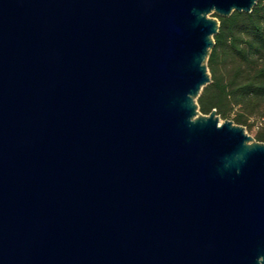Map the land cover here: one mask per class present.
<instances>
[{"label": "water", "instance_id": "95a60500", "mask_svg": "<svg viewBox=\"0 0 264 264\" xmlns=\"http://www.w3.org/2000/svg\"><path fill=\"white\" fill-rule=\"evenodd\" d=\"M257 3L0 0V264H264V142L197 102Z\"/></svg>", "mask_w": 264, "mask_h": 264}, {"label": "trees", "instance_id": "16d2710c", "mask_svg": "<svg viewBox=\"0 0 264 264\" xmlns=\"http://www.w3.org/2000/svg\"><path fill=\"white\" fill-rule=\"evenodd\" d=\"M220 22L208 59L212 82L198 98L199 109L252 129L264 142V0L252 13L230 17L213 14Z\"/></svg>", "mask_w": 264, "mask_h": 264}, {"label": "rangeland", "instance_id": "374dc122", "mask_svg": "<svg viewBox=\"0 0 264 264\" xmlns=\"http://www.w3.org/2000/svg\"><path fill=\"white\" fill-rule=\"evenodd\" d=\"M211 17H213V16H211ZM215 18V17H214ZM207 65H208V61H207ZM198 102V101H197ZM199 111H200V109H199ZM201 112V111H200ZM201 114H203L202 112H201ZM203 115H206V114H203ZM219 120H220V123H223L224 121H226V120H230V121H233V119H224V118H222V117H220L219 116ZM234 122V121H233ZM235 123V122H234ZM236 124V123H235ZM238 125V124H237ZM242 126V125H241ZM244 128H245V130H246V132L250 135V136H252L254 139H256L257 140V138H256V135H257V132H258V127H260V124H256V126L255 127H253L252 129H250V128H248V127H245V126H243ZM258 141V140H257ZM259 142H261V141H259Z\"/></svg>", "mask_w": 264, "mask_h": 264}]
</instances>
